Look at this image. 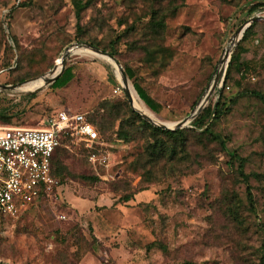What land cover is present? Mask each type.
Returning a JSON list of instances; mask_svg holds the SVG:
<instances>
[{"label": "rangeland", "instance_id": "obj_1", "mask_svg": "<svg viewBox=\"0 0 264 264\" xmlns=\"http://www.w3.org/2000/svg\"><path fill=\"white\" fill-rule=\"evenodd\" d=\"M263 5L264 0H0V85L14 87L0 89V110L10 117L0 124L40 129L60 111L86 114L100 122L109 156L106 172L90 166L80 146L59 151L57 187L18 220L0 223V258L11 264H260L264 102L250 92L264 95V20L232 47L230 39L252 18L264 17V9L253 12ZM238 45L249 66L229 74L223 116L211 126L227 150L194 131L192 119L183 127L192 132L175 161L146 162L145 147L153 138L131 111L173 127L205 98L228 50L225 76ZM87 46L109 54L122 71H133L127 82L139 110L124 94L113 93L121 86L115 63ZM67 50L64 69H72L73 79L61 89L41 87ZM134 81L160 105L158 113L139 99ZM216 98L212 92L204 108Z\"/></svg>", "mask_w": 264, "mask_h": 264}, {"label": "built area", "instance_id": "obj_2", "mask_svg": "<svg viewBox=\"0 0 264 264\" xmlns=\"http://www.w3.org/2000/svg\"><path fill=\"white\" fill-rule=\"evenodd\" d=\"M113 93L122 94L121 87ZM63 139L68 140L65 149L69 144L82 147L90 166L108 171L103 140L86 114L60 111L40 129L0 125V222L18 220L57 187L52 159ZM0 264L11 263L0 258Z\"/></svg>", "mask_w": 264, "mask_h": 264}, {"label": "trees", "instance_id": "obj_3", "mask_svg": "<svg viewBox=\"0 0 264 264\" xmlns=\"http://www.w3.org/2000/svg\"><path fill=\"white\" fill-rule=\"evenodd\" d=\"M263 6L253 8V12H262ZM77 11L81 10L82 7L80 4L76 5ZM160 24L157 25V27ZM255 25V22H253L250 27L244 32L241 41L245 40L249 34L252 32L253 26ZM244 52L243 48H241L240 45L237 46V50L232 54L230 61L228 63V67L225 73V76L220 79L222 80L223 87H219L220 81L217 83V86L214 90V95L217 97L216 101L211 105H208L207 107L203 108L202 112L199 113L194 120L191 122L192 129L194 131L200 132V135L205 136L207 140L211 142L217 143L223 150H227L226 148V141L225 139L217 133H214L211 130L212 123L217 121L220 117L223 116L224 111V104L220 103L221 99L223 97V91L225 88L226 81L230 79L229 74L231 71L242 73L247 71L249 62L242 61L241 55ZM262 64L264 65V59L262 60ZM124 73L126 78L132 80L134 79L133 71L130 68H125ZM73 79V73L71 68H65L62 73L59 75V77L50 84L51 89H61L65 87L71 80ZM134 90L136 94L138 95L139 99L146 105L148 109H150L152 112L158 113L160 109V105L156 103L151 97H149L146 92L134 81L133 83ZM250 94L263 101L264 102V95L251 91ZM33 95H29L28 98H32ZM126 100V98H123ZM132 112L133 117L135 120H137V123H139L141 126L145 127L147 131H149L152 135L153 142L151 144L146 145L145 147V156H146V162L150 164H158L161 161L165 160V162H172L175 161L177 153V149H180L181 152L184 151V147L187 144V139L184 137L188 132H192V130H186V129H179L175 131H168V130H162L158 127H155L153 125H150L146 121H144L140 115L137 113ZM9 116L7 113V110L1 109L0 110V121L3 124H7V121L9 120ZM88 121L95 127L96 131L98 132V135L102 139L101 135L99 134V129L101 126L100 122H95V120L91 119L87 116ZM2 125V124H0ZM119 132V130H117ZM119 135H124L123 133H119ZM159 136L167 137V141L170 142V144L166 143L164 139H162ZM103 140V139H102ZM68 143V140L63 139L61 140V145L55 150L53 159H52V175L57 177L56 170H55V159L58 155L59 151L66 150L65 145ZM231 159H236V155L232 152H228ZM89 164V163H88ZM90 165V164H89ZM240 178L242 182L246 185V195L250 203H252V196L250 193V187L248 186V176L244 175L241 171H239ZM95 177V176H94ZM97 179V178H95ZM131 198L127 197L125 198V202L129 201ZM252 205V204H251ZM260 256H261V262L260 264H264V236L261 242V245L259 247Z\"/></svg>", "mask_w": 264, "mask_h": 264}, {"label": "water", "instance_id": "obj_4", "mask_svg": "<svg viewBox=\"0 0 264 264\" xmlns=\"http://www.w3.org/2000/svg\"><path fill=\"white\" fill-rule=\"evenodd\" d=\"M259 20H264V17H254L252 18L249 22H247L246 24L240 26L238 28V30L233 34V37L230 39V43H231V46H234V44L236 42H239L244 34V32L250 27V25L255 22V21H259ZM87 48H90V50L96 54V55H99V56H103V57H106L110 60H112V57L107 54V53H102L99 49L97 48H94V47H91V46H87ZM70 50H67L63 56H61V67H60V70L57 74H54L53 73L55 72L56 70V65L52 68L50 74H52L53 76L51 78H46L45 79V84L44 85H49L51 84L52 82H54L58 77L59 75L62 73L63 69H64V64H65V60L66 58L68 57V55L70 54L69 52ZM228 50L225 52L223 58L221 59L220 61V67L219 69L217 70V72L215 73V78L208 90V93L206 94L205 98L201 101V103H199V105L196 107V109L192 110L191 113L189 114V116H187L185 119L181 120L180 122L178 123H175L173 127H168L166 125H160V124H157V123H154L149 117L145 116V115H142L141 113H139L138 111H136L133 107H132V97L130 95V91L128 89V82H127V78L125 76V73L124 71H122L120 69V66L118 64V62L116 61H113L115 63V65L119 68L120 72H121V88H122V92L126 98V100L128 101L130 107H132L140 116L142 119H144L145 121H147L149 124H152L153 126L155 127H158L162 130H168V131H175V130H179V129H182L184 126H186L192 119H194L204 108L205 104L208 102L210 96H211V93L214 92L216 86H217V83L220 81L221 77H222V73H223V70H224V63L226 61H228ZM41 88V87H40ZM40 88H37L36 90L40 89ZM0 89H3V90H12L14 89L13 86H8V85H0ZM35 90V91H36Z\"/></svg>", "mask_w": 264, "mask_h": 264}, {"label": "bare ground", "instance_id": "obj_5", "mask_svg": "<svg viewBox=\"0 0 264 264\" xmlns=\"http://www.w3.org/2000/svg\"><path fill=\"white\" fill-rule=\"evenodd\" d=\"M74 49H77V48H74ZM73 50V49H72ZM71 51V50H70ZM69 51V52H70ZM71 53V52H70ZM60 67H61V64H60ZM59 70H60V68H59ZM59 70H57V71H55L54 73H53V75L54 74H57L58 72H59ZM46 78H48V76H44L43 77V84L41 85V87L45 84V79ZM23 86V85H22ZM128 89H129V87H128ZM18 91H19V88H18ZM129 91H130V89H129ZM130 95H131V93H130ZM132 97V96H131ZM132 107L136 110L137 108H135L134 106H133V99H132ZM137 110H139V109H137ZM145 114V113H144ZM144 114H142V115H144ZM146 116V115H145ZM148 117V116H147ZM150 118V117H149ZM151 119V118H150ZM152 120V119H151ZM153 121V120H152ZM154 123H157V122H155V121H153ZM158 124V123H157ZM170 127V126H169Z\"/></svg>", "mask_w": 264, "mask_h": 264}, {"label": "crops", "instance_id": "obj_6", "mask_svg": "<svg viewBox=\"0 0 264 264\" xmlns=\"http://www.w3.org/2000/svg\"><path fill=\"white\" fill-rule=\"evenodd\" d=\"M121 87V86H120ZM121 90H122V88H121ZM122 94H123V92H122ZM87 116V115H86ZM2 222H4V221H2ZM1 223V222H0Z\"/></svg>", "mask_w": 264, "mask_h": 264}]
</instances>
